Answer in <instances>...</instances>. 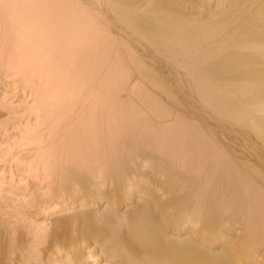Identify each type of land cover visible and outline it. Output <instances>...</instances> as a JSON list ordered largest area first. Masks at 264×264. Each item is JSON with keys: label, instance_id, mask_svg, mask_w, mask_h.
Returning <instances> with one entry per match:
<instances>
[{"label": "bare ground", "instance_id": "bare-ground-1", "mask_svg": "<svg viewBox=\"0 0 264 264\" xmlns=\"http://www.w3.org/2000/svg\"><path fill=\"white\" fill-rule=\"evenodd\" d=\"M0 264H264V0H0Z\"/></svg>", "mask_w": 264, "mask_h": 264}]
</instances>
